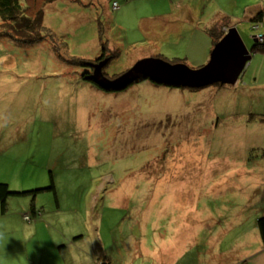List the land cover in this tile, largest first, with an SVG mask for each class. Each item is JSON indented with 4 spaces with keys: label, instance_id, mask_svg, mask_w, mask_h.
<instances>
[{
    "label": "rangeland",
    "instance_id": "374dc122",
    "mask_svg": "<svg viewBox=\"0 0 264 264\" xmlns=\"http://www.w3.org/2000/svg\"><path fill=\"white\" fill-rule=\"evenodd\" d=\"M20 2L42 11L31 42L9 29L0 36V181L28 191L0 211V264H163L157 250L146 257L132 244L144 233L153 245L181 240L184 264H210L204 243L231 220L223 205L252 203L235 204L242 227L264 216V51L251 52L254 37L264 41V23L252 20L264 0ZM231 26L251 52L233 84L146 78L105 91L75 62L107 49L109 78L149 56L197 68ZM239 156L244 189L234 194L239 177L217 189L247 174L230 166ZM20 221L31 227L19 240Z\"/></svg>",
    "mask_w": 264,
    "mask_h": 264
},
{
    "label": "water",
    "instance_id": "95a60500",
    "mask_svg": "<svg viewBox=\"0 0 264 264\" xmlns=\"http://www.w3.org/2000/svg\"><path fill=\"white\" fill-rule=\"evenodd\" d=\"M254 41L258 39L254 37ZM250 58L251 52L237 29L231 26L213 45L209 59L197 68H191L183 62L171 63L161 57L150 56L137 60L130 68L113 78L102 74L100 69L104 64L100 62L88 79L107 90H121L134 81L146 78L160 84L190 88L215 83L233 84Z\"/></svg>",
    "mask_w": 264,
    "mask_h": 264
},
{
    "label": "crops",
    "instance_id": "0c3cea01",
    "mask_svg": "<svg viewBox=\"0 0 264 264\" xmlns=\"http://www.w3.org/2000/svg\"><path fill=\"white\" fill-rule=\"evenodd\" d=\"M139 47L145 49V47H141V46ZM149 49H152V48H149ZM160 56L162 55L155 56V57H160ZM178 62H181V61H178ZM230 159H231L230 166L232 165L238 166V168L235 170L236 173H239V174L247 173V174L246 175H227L228 179H224V181L222 182V185L221 184L218 185L217 189H222L224 186H226V184L229 185L230 182L237 181L236 177H239L238 180L241 182L238 183V185L233 184L235 188L237 187L240 188L238 192L234 193L235 195H237L241 191V189H244L245 184L243 183L247 181L248 178L250 177H246L248 175V167L246 166L247 168H245V170L244 168L243 169L241 168L243 164L246 165V160L244 159L243 156L230 158ZM203 184L204 183H202L201 186H203ZM252 184H253V187H255L254 186L255 183L251 182L250 186ZM239 197L243 198L244 195L239 194ZM224 198H226V196ZM236 203L238 202L233 203V205L232 204L223 205L222 207L223 212L229 213V217H231V220L227 221L224 226H221V228H223L222 231L219 229L214 230L213 235L208 238V241L206 243H204L207 246V249L205 250H207V253H208L207 257H210V264H264V258H262L263 260L261 261H260V258H258L260 254L264 253V243L261 239V236H260V233L257 227L258 218L257 219L255 218V220L251 223V226L248 227V224H247V227L246 226L242 227L244 217H240L238 215L240 212L239 209L242 210L243 207H247L249 204L251 205L252 203H248L247 201H243V203L239 202L241 203L239 206H243L242 208H240L238 205H235ZM20 223L21 225L19 227V240L22 238V231H23L24 226L31 227V224H25L21 221L19 222V224ZM209 225L214 226L212 222ZM238 226L240 230L235 232L234 230ZM156 227L157 226L154 227L153 232H155ZM4 229L5 228L0 227V234H2L3 231H5ZM223 232L225 236L224 240L221 239ZM144 234H140L139 238L132 239V244H134L138 248V250L144 254V256L149 257V255H152L151 253L153 252L152 250L154 249V252L157 250V252L160 255L159 263L184 264V254H185L186 249L184 248L183 244H179L181 240L178 241V238H176V243H173L171 246H169L166 242L165 243L162 242V240H159L158 243L153 245L151 242H147ZM180 238L183 239L181 236ZM197 240L198 238L196 237L194 233L192 235L191 244L196 243ZM1 247L2 245H0V248ZM52 247H53V250L55 251V246L52 245ZM25 248L26 246H24L23 242L19 243V254L22 253V251ZM44 255H45V252L43 253V256ZM57 260L55 264H57ZM33 264H35V261L33 262Z\"/></svg>",
    "mask_w": 264,
    "mask_h": 264
},
{
    "label": "trees",
    "instance_id": "16d2710c",
    "mask_svg": "<svg viewBox=\"0 0 264 264\" xmlns=\"http://www.w3.org/2000/svg\"><path fill=\"white\" fill-rule=\"evenodd\" d=\"M21 0H0V21H1V28L0 29V36H6L9 35L10 32H8L7 29L15 31L18 35L14 36L16 41L19 42V39L23 43L31 42L34 35H36L35 29L37 25L40 24V18H41V9L37 11L36 15H31L26 11V7H23L21 5ZM50 1V0H48ZM40 17V18H39ZM252 20L254 22H260L264 23V10H259L256 15L252 17ZM4 31V32H3ZM6 33V35L4 34ZM212 36H216L214 30H211ZM13 35V34H12ZM32 37V38H31ZM41 38V35H38L35 39ZM213 45L214 39L212 40ZM256 50H263L264 51V41H255L252 45L251 52H254ZM168 61V60H167ZM176 61H182V58H174L172 62ZM76 63H79L81 65H87L89 63L88 60H83L78 58V60L75 61ZM171 62V61H170ZM86 74V76H85ZM90 74V73H89ZM88 72L83 73L82 77L83 79H87L88 82L92 83L94 86L99 87L96 83H94L92 80L88 79L87 77ZM141 80H137L134 82H138ZM133 82V83H134ZM219 84V83H215ZM176 86V85H172ZM179 87V86H177ZM100 88V87H99ZM103 89V88H101ZM105 91H110L107 89H103ZM45 189H54V185L51 184L50 186L46 187ZM39 190V189H38ZM28 191H11L8 184L5 182L0 181V210L1 212H4L6 210V203L7 198L9 195H20L27 193ZM32 212L36 214H40V212H37L34 207L32 206ZM29 215V214H28ZM30 217V215H29ZM31 219V218H30ZM257 227L261 236V239L264 243V216H261L257 220Z\"/></svg>",
    "mask_w": 264,
    "mask_h": 264
},
{
    "label": "flooded vegetation",
    "instance_id": "af4514ba",
    "mask_svg": "<svg viewBox=\"0 0 264 264\" xmlns=\"http://www.w3.org/2000/svg\"><path fill=\"white\" fill-rule=\"evenodd\" d=\"M106 50H102L100 52V54L95 58V62H93V63L89 62L87 65H85V67H84L85 71L83 73L88 72V76H89V73L91 74V72L94 70L95 66L100 64V62H103V64H104L102 66V68L106 67V65L109 64V62L111 61V58L113 55V53L111 51L108 52ZM102 68L100 69L102 74L106 75V73L104 72V69H102ZM85 76H86V74H85ZM111 78H113V77H111Z\"/></svg>",
    "mask_w": 264,
    "mask_h": 264
},
{
    "label": "built area",
    "instance_id": "2783aa9c",
    "mask_svg": "<svg viewBox=\"0 0 264 264\" xmlns=\"http://www.w3.org/2000/svg\"><path fill=\"white\" fill-rule=\"evenodd\" d=\"M113 7H114L115 9L119 7V5H118V3H117L116 1L113 2ZM260 24H261V23H259V25H260ZM24 217H25L26 219H28V220L30 219V217H29L28 214H25Z\"/></svg>",
    "mask_w": 264,
    "mask_h": 264
}]
</instances>
